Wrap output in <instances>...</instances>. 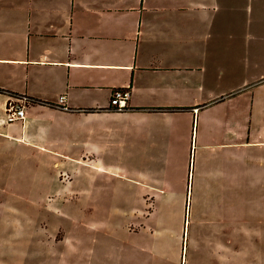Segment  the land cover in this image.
Segmentation results:
<instances>
[{"label":"crops","instance_id":"1","mask_svg":"<svg viewBox=\"0 0 264 264\" xmlns=\"http://www.w3.org/2000/svg\"><path fill=\"white\" fill-rule=\"evenodd\" d=\"M219 8V0H0V213L12 211L11 200L24 201L20 212L34 221L24 218V227L38 232L43 217L59 220L49 205L69 184L84 205L89 201L79 168L101 173L121 162L133 165L136 155L128 150L143 134L150 145L154 140L190 153L188 186L177 187L180 195L152 191L143 199H198L202 178L220 176L224 168L199 166L220 154L264 189V126L253 130L255 99L246 114L238 107L220 119L203 116L211 103L234 96L224 91L203 101L204 57L210 30L221 21ZM117 87L131 88L127 109L108 108ZM19 96L36 101L27 103L23 120L7 122ZM179 157L184 161L185 154ZM61 168L74 179H60ZM84 205H66V214L82 217Z\"/></svg>","mask_w":264,"mask_h":264},{"label":"rangeland","instance_id":"2","mask_svg":"<svg viewBox=\"0 0 264 264\" xmlns=\"http://www.w3.org/2000/svg\"><path fill=\"white\" fill-rule=\"evenodd\" d=\"M224 1L219 0L221 21L210 30L206 46L203 101L224 91L234 96L227 103L210 102L203 116L220 119L238 107L246 114L255 99L256 132L264 126V0H229L226 7ZM195 144L194 154L200 149ZM114 147L121 153L122 147ZM130 149L128 153L136 155L131 166L121 162L101 173L86 168L77 173L74 168L90 191L89 201L84 205L80 192L69 184L49 205L59 220L43 217L38 232L24 227V218L34 223L20 212L25 202L11 200L12 211L0 213V264H264V227L259 228L264 189L251 184L249 173L233 167L226 154L205 157L202 170L224 168L220 176L202 178L198 199H143L152 191L180 195L177 187L188 186L190 153H183L182 147L169 151L154 140L150 145L146 134ZM54 171L46 166L47 174ZM60 179L74 176L61 168ZM69 204L84 205L86 215H67Z\"/></svg>","mask_w":264,"mask_h":264},{"label":"built area","instance_id":"3","mask_svg":"<svg viewBox=\"0 0 264 264\" xmlns=\"http://www.w3.org/2000/svg\"><path fill=\"white\" fill-rule=\"evenodd\" d=\"M131 97L130 87H117L112 90L110 99V109L113 110H124L129 107V101ZM32 99L26 96L17 97L14 102H12L7 111V122H13L17 120H23L26 116V105ZM65 96L61 95L59 98V103L67 108L65 104Z\"/></svg>","mask_w":264,"mask_h":264},{"label":"trees","instance_id":"4","mask_svg":"<svg viewBox=\"0 0 264 264\" xmlns=\"http://www.w3.org/2000/svg\"><path fill=\"white\" fill-rule=\"evenodd\" d=\"M32 100L36 101V99H32ZM108 108L110 109V107H108ZM180 108H186V107H168V109H180Z\"/></svg>","mask_w":264,"mask_h":264}]
</instances>
